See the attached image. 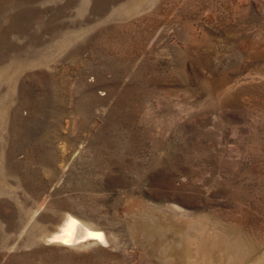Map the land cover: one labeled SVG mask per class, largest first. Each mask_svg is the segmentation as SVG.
<instances>
[{"label": "rangeland", "instance_id": "rangeland-1", "mask_svg": "<svg viewBox=\"0 0 264 264\" xmlns=\"http://www.w3.org/2000/svg\"><path fill=\"white\" fill-rule=\"evenodd\" d=\"M0 264H264V0H0Z\"/></svg>", "mask_w": 264, "mask_h": 264}, {"label": "bare ground", "instance_id": "bare-ground-1", "mask_svg": "<svg viewBox=\"0 0 264 264\" xmlns=\"http://www.w3.org/2000/svg\"><path fill=\"white\" fill-rule=\"evenodd\" d=\"M88 240H90V242H106L103 231L88 227L70 214L66 216L63 224L60 225V228L48 238V242L53 241L75 246H79L82 242H85L86 244Z\"/></svg>", "mask_w": 264, "mask_h": 264}, {"label": "snow or ice", "instance_id": "snow-or-ice-1", "mask_svg": "<svg viewBox=\"0 0 264 264\" xmlns=\"http://www.w3.org/2000/svg\"><path fill=\"white\" fill-rule=\"evenodd\" d=\"M97 238H100V237H97Z\"/></svg>", "mask_w": 264, "mask_h": 264}]
</instances>
